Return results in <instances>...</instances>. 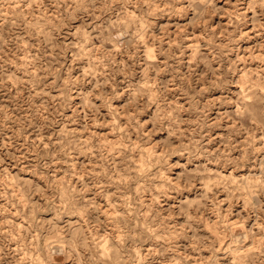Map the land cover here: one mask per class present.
Masks as SVG:
<instances>
[{
	"label": "rangeland",
	"instance_id": "1",
	"mask_svg": "<svg viewBox=\"0 0 264 264\" xmlns=\"http://www.w3.org/2000/svg\"><path fill=\"white\" fill-rule=\"evenodd\" d=\"M0 264H264V0H0Z\"/></svg>",
	"mask_w": 264,
	"mask_h": 264
},
{
	"label": "bare ground",
	"instance_id": "2",
	"mask_svg": "<svg viewBox=\"0 0 264 264\" xmlns=\"http://www.w3.org/2000/svg\"><path fill=\"white\" fill-rule=\"evenodd\" d=\"M240 237V236H239ZM223 240V239H222Z\"/></svg>",
	"mask_w": 264,
	"mask_h": 264
}]
</instances>
